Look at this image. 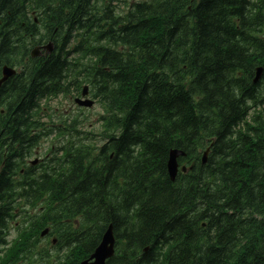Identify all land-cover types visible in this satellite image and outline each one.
I'll use <instances>...</instances> for the list:
<instances>
[{"label": "trees", "instance_id": "obj_1", "mask_svg": "<svg viewBox=\"0 0 264 264\" xmlns=\"http://www.w3.org/2000/svg\"><path fill=\"white\" fill-rule=\"evenodd\" d=\"M92 1L0 0V68H23L0 89L12 148L22 122L66 79L74 27L95 31L74 51L96 59L87 80L110 110L104 150L113 158L94 169L73 154L71 177L54 188L57 202L67 198V211L96 226L80 232L78 260L61 264L88 258L108 224L117 241L108 264H264V72L253 84L264 68V0H152L122 19ZM56 38L50 56L30 58ZM173 148L194 168L171 182Z\"/></svg>", "mask_w": 264, "mask_h": 264}, {"label": "rangeland", "instance_id": "obj_2", "mask_svg": "<svg viewBox=\"0 0 264 264\" xmlns=\"http://www.w3.org/2000/svg\"><path fill=\"white\" fill-rule=\"evenodd\" d=\"M121 1H125L126 4L118 3L119 10L126 9L132 1L140 2L142 0H121ZM73 96L74 94H72L71 96L67 98L60 96L56 99L49 100L48 102H44L43 104L46 106H49L51 109L59 108L62 112L68 111L69 115L72 118H75L78 116L79 121H83V124L76 128L79 132L88 130V128L91 127L92 125L94 127H97L98 123L96 122L98 118L103 114V111H104L103 108L98 104V102H96L92 109H85V110L78 111L75 109V106L73 104ZM55 250L56 249H53V253L55 252Z\"/></svg>", "mask_w": 264, "mask_h": 264}, {"label": "water", "instance_id": "obj_3", "mask_svg": "<svg viewBox=\"0 0 264 264\" xmlns=\"http://www.w3.org/2000/svg\"><path fill=\"white\" fill-rule=\"evenodd\" d=\"M38 51L35 50L34 55H38ZM5 75H10L12 73V71H10L9 69H5L4 70ZM6 77V76H5ZM178 156L177 153H171L170 155V159L168 162V173L171 177H174V175L177 172V165L175 162L176 157ZM174 179V178H172ZM112 243L113 240L111 238L110 233L108 232L107 235L105 236V239L102 243V245L98 248V250L96 251V254L94 255V257L96 258V260L98 261V264H103L104 259L111 256L112 254ZM110 245V246H109Z\"/></svg>", "mask_w": 264, "mask_h": 264}, {"label": "bare ground", "instance_id": "obj_4", "mask_svg": "<svg viewBox=\"0 0 264 264\" xmlns=\"http://www.w3.org/2000/svg\"><path fill=\"white\" fill-rule=\"evenodd\" d=\"M167 173H168V171H167Z\"/></svg>", "mask_w": 264, "mask_h": 264}]
</instances>
